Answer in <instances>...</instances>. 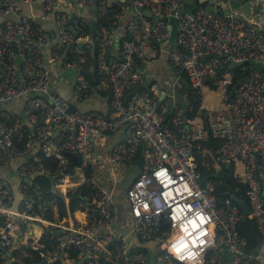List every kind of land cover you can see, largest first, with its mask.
I'll return each instance as SVG.
<instances>
[{
	"label": "built area",
	"instance_id": "built-area-1",
	"mask_svg": "<svg viewBox=\"0 0 264 264\" xmlns=\"http://www.w3.org/2000/svg\"><path fill=\"white\" fill-rule=\"evenodd\" d=\"M70 1L77 8L95 5L100 16L113 24L130 7L136 10L117 53L112 51L109 35L98 38L101 85L85 76L82 55L72 59L66 52L83 53L93 44L84 16L76 17L73 33L60 0H0V163L25 157L17 171V188L22 193L17 211L11 207L10 181L0 178V255L8 261L6 250L16 248L18 239L12 234L16 217L22 223L42 221L37 215L47 201L28 177L42 170L43 158L32 150L38 142L43 153H54L52 133L58 128L64 147L78 156L76 184L85 183L89 190L80 197V216L68 212L46 220L40 235H30L22 248L41 250L46 264H149V255L130 245L128 235H135L160 244L158 263L206 264L207 251L222 245L232 252L231 264H261L258 254L242 249L240 206L230 199L221 203L212 183L204 181L197 169L195 152L205 157L204 165L233 166L234 176L247 186L256 229L263 233L264 68L250 65L240 84L230 88L232 65L264 59L262 25L238 13L228 0H220L213 10L199 6L193 11L184 9L186 0ZM22 3L33 4L38 11L24 13ZM38 13L42 18L54 17L57 35L36 22ZM173 27L176 42L167 47ZM158 50L168 52L176 71L167 89L158 83L143 85L144 77L137 69L140 59L157 57ZM66 69L74 70L75 99L85 101L104 86L111 93L112 114L78 110L57 93L53 76L66 77ZM183 73L201 102L208 88L219 95L213 111L218 115L210 114L205 125L196 116L186 117L179 105ZM19 98L24 100L28 124L7 109ZM118 129L124 130L121 146L126 151L134 152L139 144L149 147L143 150L140 172L125 191L128 234L115 229L120 211L113 192L87 177L93 144ZM211 139L219 141L215 150L203 146ZM116 159L115 153L106 158L107 162ZM62 162L69 164L67 158ZM43 235L52 241L51 247L41 241ZM18 236L23 237V232ZM209 264L221 261L214 257Z\"/></svg>",
	"mask_w": 264,
	"mask_h": 264
},
{
	"label": "crops",
	"instance_id": "crops-1",
	"mask_svg": "<svg viewBox=\"0 0 264 264\" xmlns=\"http://www.w3.org/2000/svg\"><path fill=\"white\" fill-rule=\"evenodd\" d=\"M107 1L110 4H112L117 1H123V0H107ZM198 1L204 2L203 6L207 7L209 10L218 8L219 4H221L220 0H198ZM228 1L238 13L242 14L243 16L249 18L252 21L261 24L264 29V0H228ZM60 5L61 8L68 15V25H67L68 29L72 31L71 26H73L74 28L75 19L77 16L80 15L84 16L87 20L90 31L91 30L93 31V29H91V24H93L94 33L98 32L100 34L109 35L111 37L112 51L114 53H117L118 49L123 47L126 39V25L136 15V10L133 7H130L120 18H118L115 21V24L109 22V20L106 19L105 22L107 25H104L100 20L103 17L100 16L98 8L95 5H90L84 8H77L71 3L70 0H60ZM21 10L24 13H31L32 11L37 12L38 8L30 3H22ZM35 20L40 26L44 27V30L47 33L54 32L57 35V33L59 32L56 21L52 15H48L47 18H42V16L38 13L36 15ZM72 32L74 33V31ZM175 42H176V29L175 27H173L166 46L169 47L171 45H174ZM150 51L151 49H147V53ZM137 69L142 73L144 77L143 85L158 83L164 89H167L170 86L171 82L173 81L171 78L172 74L175 73L176 75V71L170 62L168 52L166 50L163 51L158 50L157 57H154L152 55H147L145 58L140 59ZM65 73H66V77L62 79H59L56 75H54L52 86L54 90L57 91V93H59L67 100H69L74 108L81 111L96 109L105 113L106 115L112 114L111 105H110L111 93L106 87L102 86L101 88L94 90L92 92V95L85 101L77 100L74 98L73 86H72V82L74 79V70L66 69ZM98 78L100 82L96 83V85H101L102 80L100 79V77ZM177 95H178L179 105L183 109L182 101L184 100V102L186 101L187 103L186 88L183 87V82H181V85L178 87ZM161 99H163V96L161 97ZM218 101H219V95L217 94V91L213 88H208L206 97L204 101L201 102V109H204V111H206L207 117L205 118L200 113L196 115L200 124L202 125L206 124L207 119L210 117V114H212L213 111L216 110ZM7 109L9 111H14L19 113L22 116L24 123L28 124V119L26 115L27 111L24 105V100L22 98H19L16 101L11 102L7 106ZM123 136H124V130L118 129L115 132L110 133L104 139H100L96 141L93 144L90 155V163L87 168V177L94 178L100 184L109 188L113 192L120 211L119 220L115 225V229L122 233H124L123 231L125 228L128 229V220H126V218L128 219V206L124 192L126 191L127 186L130 185V183L133 181V179L137 176V174L141 170L142 164H140L139 159L143 154V150L149 148V147H145V145H147L145 143V144H139L134 152H131L129 147H128L129 149L126 151L124 147L121 146V144L123 143ZM52 138L55 143V145L52 147L54 153H50V154L43 153L39 149L40 143L38 142L35 143L32 152L39 154L43 158V168L40 171L30 174L28 177V182L31 183L33 186H38V190L43 194L44 200L47 201L45 205V210L41 214L38 213L37 215V218L42 219V221L32 220L29 221L28 223H22L21 220L16 221L17 219L16 217V219L12 224L13 226L12 234L14 236V240L16 239L18 240H16L15 242L16 248H14V245L9 246L8 251L10 252L14 250V252H16V259L18 264H23V260H22L23 256L33 257V254L35 252L32 250H27L22 248L25 245V243H23L22 241L31 239L30 235H32L33 237H38L41 233V229L44 227L46 223V220H52V218H54L55 216H57V214H59L58 213L59 205H58L57 196L66 198V194L71 191L76 192L77 190H79V192H81L82 194H86L89 190L85 186V183H82L81 185L78 186L76 184V180H75L76 178L74 176V167L76 166L78 156L64 147L65 138L62 136L60 129L55 128L53 130ZM139 152H141L140 155L138 154ZM111 153H115L117 159L112 160L111 162H107L106 158ZM75 156L77 157V159L72 167V170L67 171L68 167L72 163L73 158ZM45 157H52L58 160L57 169L54 170L53 174H50V177H53V182H51V184H52V190L55 193L52 197H50L48 194L43 193L40 190V185L33 181L35 175L45 172L49 173V171L45 169L44 166ZM65 158L68 159L69 164L63 166L62 160ZM24 159L25 157L16 156L9 163H0V178H7L10 181L11 188L14 194V199L16 198H15V192L13 190V185H16V189H17L16 197H18V193H20V198L17 204L18 206L22 200V193L17 188V181H18L17 171L19 165L23 162ZM82 185H84L85 187L83 189H80ZM81 198L79 197V199ZM79 201L80 200L77 201V204H79ZM13 202L11 207L13 210L17 211L18 207L17 209H14ZM76 215L80 216L81 213L78 212L76 213ZM1 223H2V218L0 217V224ZM38 230H40V232ZM35 231L37 234L35 233ZM20 232H23V237L27 236V239H23V237H19L18 235ZM128 236L131 246L141 248L149 255V264H164V263H158L155 260V256L160 249V244L158 242L152 240L139 241L135 235H128ZM9 252L6 254L9 255ZM222 252L223 250L220 247L209 249L206 253V260H207L206 264H209V261L214 257L220 258ZM0 257L3 259V262L1 263L4 264L10 260V257H8L9 258L7 259L8 261H5L2 255H0ZM262 257L263 258L261 264H264V252L262 254Z\"/></svg>",
	"mask_w": 264,
	"mask_h": 264
},
{
	"label": "trees",
	"instance_id": "trees-1",
	"mask_svg": "<svg viewBox=\"0 0 264 264\" xmlns=\"http://www.w3.org/2000/svg\"><path fill=\"white\" fill-rule=\"evenodd\" d=\"M204 2H199L198 0H186L184 4L185 10L193 11L199 6H203ZM108 19V17H104L101 20L102 24L107 25L105 20ZM109 22L111 21L108 19ZM91 32V31H90ZM102 34L96 32L92 36V43L89 47L84 48L83 53H77L74 52L72 49H67V55L70 56L72 59H77L80 55L83 56V67H84V74L89 79V81L93 84L99 83V75H98V61H97V54L99 51L98 47V38L101 37ZM65 52V53H66ZM245 67H249L247 65L243 64H236L232 65L231 69L233 70V82L230 85V88H232L235 84L238 83V81L242 78V76L245 74ZM97 79V80H96ZM182 82L183 87L186 88V101H182V106L184 110V115L186 117H194L198 115L199 113L202 114L205 118L207 117L206 111L204 109H201V100L198 98L196 93L193 91V89L190 87V84L188 82V79L186 75L183 73L182 75ZM214 115H218V112H213ZM205 120V119H204ZM219 145L218 140L211 139L210 141H207L203 144L205 148H208L210 150H215ZM142 152V151H141ZM141 152L138 154L140 155ZM139 157V156H138ZM195 157L197 159L198 165L197 169L200 171L201 176L204 181H210L213 185V192L216 194V196L219 198L220 201H222V196L225 191L228 189L236 190L239 192L240 197L245 199L247 201V204L250 208L249 201L246 196V184L240 182L237 180V178L234 176V169L233 166L228 167H222L221 170H215L213 165L207 166L203 164V157L200 152H195ZM210 162L212 160L208 157ZM58 160L52 157H45L44 159V166L45 169L49 171V173H40L34 176L33 181L40 185V190L48 194L50 197H52L55 193L52 190V184L50 181V174L54 173V170L57 169ZM85 186L82 185L80 189H83ZM82 196V193L77 190L76 192L71 191L66 194V198H63L61 196H57L58 199V205H59V215L60 217L65 216L68 211L69 212H79L82 208L79 204H77V201L80 200L79 197ZM219 201V202H220ZM231 203H235L233 200H231ZM241 210V208H240ZM242 212V211H241ZM40 232V230H38ZM36 233V231H35ZM37 234V233H36ZM41 241L46 244L47 247H51V242L48 239L47 235H43L41 237ZM9 251L6 250V253ZM8 257L12 258L13 261L11 264H18L16 259V252L14 250L10 251V254ZM42 258V251H35L33 254V257L25 256L23 258L24 262L23 264H40ZM0 262H3V259L0 257ZM57 264V263H55Z\"/></svg>",
	"mask_w": 264,
	"mask_h": 264
},
{
	"label": "water",
	"instance_id": "water-1",
	"mask_svg": "<svg viewBox=\"0 0 264 264\" xmlns=\"http://www.w3.org/2000/svg\"><path fill=\"white\" fill-rule=\"evenodd\" d=\"M145 13L148 16H151L150 11L147 10V11H145ZM71 29H72V31H75L73 26H71ZM91 29H93V31H94V25L93 24H91ZM93 31L91 30L92 36L95 34ZM244 64L247 66L253 65L254 67H258L259 69L262 70L264 68V59L259 60V61H254L252 59L245 60ZM247 70H248V67L245 68L244 73H246ZM240 82H241V79L238 81V84H240ZM76 159H77V157L75 156L73 158L72 163L68 167L67 171L72 170V167L75 164ZM142 159H143V156H141L139 159L140 164H142ZM50 181L53 182V177H50ZM13 190L15 192V198H16V199H14V202H13V208L17 209V207H18L17 204H18V200L20 198V193L17 192L18 197H16V191H17L16 185H13ZM262 198H263V208H264V189L262 190ZM225 199L233 200L241 208L242 216H241V221L239 224V229L245 238V244L243 245L242 249L246 252L258 254L262 260V258H263L262 254L264 252V232L258 233V231L256 229V223L251 216L247 201L240 197V194L238 191L231 190V189H228L227 191L224 192V194L222 196L221 203H223ZM17 219H18V217H17ZM123 232H124L123 234H128L129 230L125 228ZM220 247H222V250H223V252L219 258L221 261V264H231V260H232V256H233L232 252L227 250V248L225 246L220 245ZM9 254H10V252H9ZM12 261H13V259L10 258V260L8 262H6L5 264H11ZM0 264H4V263L0 262ZM40 264H46V258L45 257H43L41 259Z\"/></svg>",
	"mask_w": 264,
	"mask_h": 264
},
{
	"label": "rangeland",
	"instance_id": "rangeland-1",
	"mask_svg": "<svg viewBox=\"0 0 264 264\" xmlns=\"http://www.w3.org/2000/svg\"><path fill=\"white\" fill-rule=\"evenodd\" d=\"M171 78H172V80L175 78V73L172 74V77H171ZM181 100H182V99H181ZM180 104H181V101H180ZM213 168H214L215 170H221V169H222L221 167H218V166H216V165H215ZM109 187H110V186H109ZM124 194H125V192H124ZM126 220H127V218H126ZM23 239H27V236L23 237ZM24 257H25V256L22 257V260H23ZM20 262H22V261H20ZM23 262H24V260H23Z\"/></svg>",
	"mask_w": 264,
	"mask_h": 264
}]
</instances>
